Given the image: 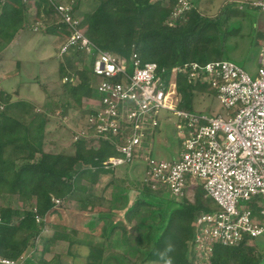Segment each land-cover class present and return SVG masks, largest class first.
I'll return each instance as SVG.
<instances>
[{
    "label": "trees",
    "instance_id": "1",
    "mask_svg": "<svg viewBox=\"0 0 264 264\" xmlns=\"http://www.w3.org/2000/svg\"><path fill=\"white\" fill-rule=\"evenodd\" d=\"M82 1L87 0H69L73 2L70 6L74 13L79 10ZM95 1L98 2L96 10L85 14L80 24L95 46L125 58H130L136 51L143 63L154 62L169 71L191 62L222 61L220 59L225 53L223 45L232 32L228 23L232 15L240 13L233 2L225 4L220 15L214 19L192 7L171 26L179 0H169L167 5L153 0ZM32 7L36 12L32 30H39L34 29L39 22L45 35L57 36L63 44L66 43L71 31L59 22L49 0H0V41L10 44L21 30H27V16ZM218 42L222 43L221 47ZM61 59V79L76 77L79 81L76 85L65 83L66 101L59 106L63 111L62 117L66 118L69 110L76 106L83 110L82 120L88 114L84 111L87 100L97 98L94 88L97 79L93 76L91 82L87 78L91 66H86V55L81 50H72ZM178 85V93L182 95L180 109L185 101L191 106L201 86L189 83L182 75L178 78ZM50 119L47 111L38 110L26 101L14 102L11 96L0 91V198L7 201L17 196L24 203H33L31 208L24 210L14 209L11 204L0 207V257L4 259L18 261L29 249L36 250L38 244L43 247L41 254L46 256L51 255L50 248L57 241L67 242L69 247L80 244L74 235L79 233L78 229L53 224L46 218L58 213L56 200L61 203L76 200L83 210L91 208L95 198L88 193L83 181L97 184L101 175L116 171L106 168L108 160L121 156L109 143L88 139L74 141L73 154L47 152ZM138 190L142 199L126 214V220L133 228L132 220L152 204L147 199L165 192L155 191L144 184ZM200 193L202 203L199 206L189 202L177 204L161 223L154 243L148 234V243L153 246L143 263L164 264L159 253L170 243L173 251L167 253V257L171 258L172 264H193L189 255L195 235V215L216 211L209 205L213 200L205 197L203 189ZM38 218L40 222H37ZM50 231L53 234L46 237L45 233ZM130 232L118 226L110 234L104 229V242L89 245L91 264H107L112 259L119 262L120 253L109 257L106 250L120 251L123 245L121 239L129 237ZM19 236L23 239L18 240ZM255 250L248 243L238 247L217 245L210 264H264V257L255 256ZM41 263L48 264L45 261Z\"/></svg>",
    "mask_w": 264,
    "mask_h": 264
},
{
    "label": "built area",
    "instance_id": "2",
    "mask_svg": "<svg viewBox=\"0 0 264 264\" xmlns=\"http://www.w3.org/2000/svg\"><path fill=\"white\" fill-rule=\"evenodd\" d=\"M28 1V0H25ZM59 22L71 36L61 46L62 58L79 49L86 55L97 98L87 100L74 140H103L120 157L106 168L142 167L143 184L164 190L176 198L188 197L196 184L218 206L213 213L198 212L190 245L194 263L210 264L217 245H250L264 236V47L256 77L232 61L191 62L172 70L154 62L143 63L138 52L130 58L95 46L81 29V20L70 5L49 0ZM253 6L264 11V2ZM192 9L179 0L172 20ZM37 30V27H36ZM210 88L226 109L208 115L180 109L178 78ZM64 82L78 84V78ZM173 121L178 135L177 152L171 159L158 151L162 125ZM56 205L61 201L56 200ZM40 222V219H37ZM0 264H16L0 257Z\"/></svg>",
    "mask_w": 264,
    "mask_h": 264
},
{
    "label": "rangeland",
    "instance_id": "3",
    "mask_svg": "<svg viewBox=\"0 0 264 264\" xmlns=\"http://www.w3.org/2000/svg\"><path fill=\"white\" fill-rule=\"evenodd\" d=\"M157 1H161L165 5L169 2V0H153V2ZM187 1L192 4V7L199 10L201 14L213 19L220 15L225 4L233 2L237 5L235 8L238 9L240 13L232 15L230 23H228V29L230 32L232 31L234 33L231 32L225 41L223 45L225 53L220 60L232 61L243 68L250 76L256 77L261 63L260 51L262 50L261 48L264 40V11L261 8L254 7L253 4L264 2V0ZM59 2L66 5L73 4V2H69V0H60ZM172 22L174 23L175 20H172ZM61 43H59V46ZM221 45L222 43L218 42V46L221 47ZM31 55L32 54H30V56ZM33 57H42L45 59L44 56H38V54H33ZM30 65L34 68H26L28 74L27 76L23 74V78H21L23 84H19L20 82L16 83V79H11L9 81L5 79L4 88L6 90H12L22 85L23 96L31 90L34 92L38 90V92L46 97L47 94L39 90V87L34 86V82L32 81L35 80V77L40 78L39 81L41 82V86L44 84L48 92H53L56 85L54 86V83L47 78V74H44L48 66H41L39 64ZM86 66H89L87 60ZM32 70L35 71L34 74ZM90 74L89 72L87 78L93 82L94 79ZM53 76L58 77L57 73ZM58 84L59 87H57V89L62 88L61 84H63V82ZM36 101L39 102V99ZM48 104L49 102L45 100L39 104V107L43 110L42 108H45ZM191 106L185 101L181 108L193 113L208 115L224 114L226 111L215 97V92L206 87L197 89ZM48 108L49 106L47 109ZM54 108L55 106L52 105L50 107L51 110L48 109L47 112L53 115L52 112H54ZM82 111L83 110L76 108V106H73V108L69 110L66 118H63L62 115L59 114H62V112H54V116H51L50 127L48 129V143L45 148L47 152L55 154H73V143L75 141L73 133L79 128L76 126H78L81 120ZM162 130L165 132V136L163 140L158 138V151L161 153V156L169 160L177 152L178 135L175 133V125L172 120L165 121L162 125ZM83 183L85 184L84 186L87 187L88 193L95 198L93 199L94 205L91 206V208L89 207L87 210H83L76 200L66 201L56 205L58 213L49 215L48 218H46L48 222H52L53 224L69 225L78 229L79 233H75L74 235L81 243L69 247L67 242L57 241L52 245V249L50 248L51 255L55 254L56 258H53L51 255L46 256L45 254L42 255L38 253L32 255V249H29L18 261H14L16 264H26L27 260H30L33 264H42L41 261H45L48 264H91L88 258L90 255L89 245H93L94 243L96 245H101V243L104 242L102 240L104 229L110 234L116 226L124 229L127 228L131 230V232L129 237L127 236L128 239L127 237H124L123 240L120 238L122 241L121 244L124 245L119 248L120 251L112 248L106 250V254L109 257H111L113 253L121 254L119 262L112 259L107 264H151L143 263L144 259L147 252L152 248V243L157 239L161 223L169 216V213L180 203L189 202L197 206L202 203L201 190H198L196 184H193L189 188L188 197L176 198L166 191L156 194L155 198L147 199V201L152 203L151 206L143 209L139 216L132 220L133 228L130 227L129 221L126 220V214L132 210L139 199H142L138 190L143 185L141 166L137 164L132 167L112 171L107 175H101L98 183L94 185L86 180L83 181ZM9 204H11L14 209L24 210L31 208L33 203H24L17 196L7 201L0 198V207H6ZM209 205L215 207L216 211L218 210V206L214 201ZM96 210L101 211V213L98 214ZM135 225H137L136 228ZM45 234L46 237H49L53 234V231ZM148 234H150V238L152 239L151 244L148 243ZM117 235H120V233ZM21 239H23V237L19 236L18 240ZM18 243L20 244V241ZM37 247L39 249L38 251H42V245L38 244ZM250 247L256 249L255 256L262 255L264 257V236L253 241ZM189 258L191 260V254ZM192 263L200 264L199 262Z\"/></svg>",
    "mask_w": 264,
    "mask_h": 264
},
{
    "label": "crops",
    "instance_id": "4",
    "mask_svg": "<svg viewBox=\"0 0 264 264\" xmlns=\"http://www.w3.org/2000/svg\"><path fill=\"white\" fill-rule=\"evenodd\" d=\"M59 1L60 0H58V2ZM97 6H98V2H96L95 0L82 1L79 10L76 12V15L78 18L82 20L85 14L94 12ZM35 14H36L35 8L32 7L30 13H28L27 16V21H29L27 30H21L10 44L5 45L3 42L0 41V91L4 92L8 96H11L12 101L16 102L22 100L29 102L32 105H34L38 110H41L39 104L47 100L49 102L48 109H50V107L54 105L55 106L54 112L56 111L57 113L62 112V114L61 113L59 114L63 115V111L60 109L59 106L66 101L67 90L64 87L65 86L64 80H62L60 77L59 70L62 59L58 54L63 43H61V41L57 36L45 35L42 32L43 28L41 27V23L39 22L34 27V29L37 27V30L38 29L39 30L38 31L32 30L33 28L32 22L35 19ZM59 43H61L60 46ZM263 47H264V40L261 49H263ZM261 52L262 50L260 51V54ZM30 54L32 55L30 56ZM33 54H38V56L42 55L44 56L45 59H43L42 57H38V58L33 57ZM30 64L32 65L39 64L41 66H45V65L48 66L47 69L44 71V74L46 73L47 78H49L54 83V86L56 85L53 92H48L47 87L44 84L41 86V82L39 81L40 78L35 77L34 78L35 80L32 81L34 82V86L39 87V90L44 91L47 94L46 97L42 95L40 92H38V90L37 92L31 90L27 92L26 95L23 96L22 85H19L18 87L13 88L12 90L11 89L6 90L4 88L5 79H7L8 81L11 79H16L15 80L16 83L20 82L19 84H23L21 78H23V74L24 76H27L28 72L26 68L27 67H30V69L34 68ZM32 73L34 74L35 71L32 70ZM56 73L58 77L53 76ZM62 82L63 84H61ZM58 83L61 84L62 88L57 89V87H59ZM37 99H39V102L36 101ZM48 106L42 109L44 111H47ZM54 112H52L53 115L48 112L49 116L50 117L54 116ZM49 127H50V121H49L48 129ZM164 136H165V132L162 131L159 139L163 140ZM38 250H39L38 247L36 250L32 249V255H34L35 253L41 254V251ZM51 256L53 258H56L55 254ZM26 264H33V263L30 260H27Z\"/></svg>",
    "mask_w": 264,
    "mask_h": 264
},
{
    "label": "clouds",
    "instance_id": "5",
    "mask_svg": "<svg viewBox=\"0 0 264 264\" xmlns=\"http://www.w3.org/2000/svg\"><path fill=\"white\" fill-rule=\"evenodd\" d=\"M173 251V246L169 243L163 252L159 253L160 259L164 261V264H172L170 257H167V253Z\"/></svg>",
    "mask_w": 264,
    "mask_h": 264
}]
</instances>
